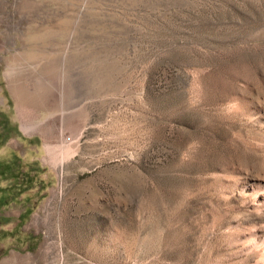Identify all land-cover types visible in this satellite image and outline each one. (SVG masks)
I'll return each instance as SVG.
<instances>
[{
  "label": "rangeland",
  "instance_id": "obj_1",
  "mask_svg": "<svg viewBox=\"0 0 264 264\" xmlns=\"http://www.w3.org/2000/svg\"><path fill=\"white\" fill-rule=\"evenodd\" d=\"M0 264H264V0H0Z\"/></svg>",
  "mask_w": 264,
  "mask_h": 264
},
{
  "label": "crops",
  "instance_id": "obj_2",
  "mask_svg": "<svg viewBox=\"0 0 264 264\" xmlns=\"http://www.w3.org/2000/svg\"><path fill=\"white\" fill-rule=\"evenodd\" d=\"M5 73V72H4ZM6 75H7V73H5ZM9 81V80H8ZM15 98V97H14ZM15 116H16V127H17V129L19 130V129H22L23 130V128H24V125H23V123L21 122L22 121V119L20 118V116H19V111H18V108H17V106H18V101H17V99L15 98ZM24 122V121H23Z\"/></svg>",
  "mask_w": 264,
  "mask_h": 264
},
{
  "label": "built area",
  "instance_id": "obj_3",
  "mask_svg": "<svg viewBox=\"0 0 264 264\" xmlns=\"http://www.w3.org/2000/svg\"><path fill=\"white\" fill-rule=\"evenodd\" d=\"M64 140L69 141V138L68 137H64Z\"/></svg>",
  "mask_w": 264,
  "mask_h": 264
},
{
  "label": "bare ground",
  "instance_id": "obj_4",
  "mask_svg": "<svg viewBox=\"0 0 264 264\" xmlns=\"http://www.w3.org/2000/svg\"><path fill=\"white\" fill-rule=\"evenodd\" d=\"M18 88H20V87H18ZM21 95V94H20ZM17 96V95H16ZM54 135V134H53Z\"/></svg>",
  "mask_w": 264,
  "mask_h": 264
}]
</instances>
